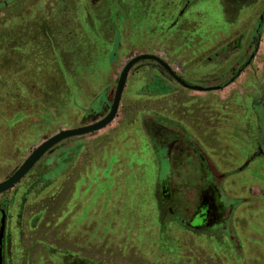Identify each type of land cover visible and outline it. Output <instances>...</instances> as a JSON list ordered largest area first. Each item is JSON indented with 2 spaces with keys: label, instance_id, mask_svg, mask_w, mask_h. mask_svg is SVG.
Returning a JSON list of instances; mask_svg holds the SVG:
<instances>
[{
  "label": "rangeland",
  "instance_id": "1",
  "mask_svg": "<svg viewBox=\"0 0 264 264\" xmlns=\"http://www.w3.org/2000/svg\"><path fill=\"white\" fill-rule=\"evenodd\" d=\"M158 1L0 0V183L45 140L96 123L109 113L123 67L157 44L154 37L171 21L156 11ZM212 5V0L200 1L192 16ZM186 21L178 27H206L199 20ZM246 21L244 12L236 19L225 16L224 10L209 20L233 29ZM261 47L264 51V35ZM161 71L148 63L130 71L119 115L128 107H165V97L137 95L150 85L159 87V81L150 82V78ZM228 102L185 95L174 108L184 118L205 119ZM236 103L231 101L230 107ZM115 123L80 138L84 147L77 159L82 174L78 192H70L64 178L46 181V169L41 166L45 156L16 186L0 195V208L7 203V233L13 238L6 245V264L193 263L175 256V245L167 247L171 254L160 250L163 243L158 238L152 196L155 166L143 139L135 138L133 162L123 155L120 139L117 143L109 140L116 133ZM144 173L151 176V194ZM247 176V172L242 174L247 180L244 185L231 183V196L244 195L250 204L240 207L245 218L236 236L242 252L230 246L232 250L222 256L227 264H264V225L260 222L264 197L253 194L255 181Z\"/></svg>",
  "mask_w": 264,
  "mask_h": 264
},
{
  "label": "flooded vegetation",
  "instance_id": "2",
  "mask_svg": "<svg viewBox=\"0 0 264 264\" xmlns=\"http://www.w3.org/2000/svg\"><path fill=\"white\" fill-rule=\"evenodd\" d=\"M177 1L178 9L168 27L154 37L158 43L151 44L143 54L160 59L174 77L156 61L138 62L131 70L141 63H148L162 71L150 78V82L159 81V87L150 85L146 91L137 95H143L147 99L172 96L178 100L184 95L223 93L239 81L237 89L229 91L226 99L232 97L241 102L247 93L248 77L254 81L263 71L264 61L260 59L261 71L259 67L254 68L253 64L264 35V6L260 9L264 0H220L225 11L236 19L237 15L244 12L247 21L243 28L236 29L230 26L218 29H182L178 26L185 13L193 4L203 0ZM4 6H7L6 2ZM112 56L115 59V54ZM258 90L264 91V85H258ZM123 95L124 90L121 100ZM228 105L218 106L219 111L210 112L205 119L184 118L174 106L142 107L137 110L128 107L122 110L121 115L118 109L112 121H116V133L111 134L109 140L117 143L120 139L122 153H126V157L130 154V161L135 153V138L139 137L146 143L150 157L148 159L155 166L152 196L160 223L176 225L190 235H210L209 237L238 249L240 247L232 233L231 216L244 200L230 199V179L240 174L244 166L231 169L224 153H230L229 147L233 141L238 142L239 146L244 142L249 113L253 127L259 131L257 147L251 158L264 157L261 129L264 101L261 105L257 101L252 102L249 109L241 103L235 108ZM80 138L65 140L68 143L63 148L56 149L60 143L57 144L35 164L36 166L46 156L47 159L41 166L46 169L47 182L55 183L64 178L70 192L81 190L82 174L77 159L84 146ZM114 150L117 153L116 148ZM2 211L5 214V230L0 248L2 264H6V245L13 240L7 233L10 218L6 202L1 205L0 219ZM18 217L22 218L20 215Z\"/></svg>",
  "mask_w": 264,
  "mask_h": 264
},
{
  "label": "crops",
  "instance_id": "3",
  "mask_svg": "<svg viewBox=\"0 0 264 264\" xmlns=\"http://www.w3.org/2000/svg\"><path fill=\"white\" fill-rule=\"evenodd\" d=\"M214 5H212V8L207 7H201L203 8L204 12H201V14H196L195 16H192V12L194 11V8L198 6L200 1L196 2L191 6V8L185 13V16L182 18L181 21H187L190 22L191 20H199L206 25L204 28H211V29H218L222 28L219 26L218 23H210L209 20L211 17L217 15L218 12L221 10H224L225 16L228 15L227 11L224 9V4L220 0H213L212 1ZM158 4L156 6V11L162 14H165L168 20L173 19L175 14V11L178 9V1L177 0H159L157 2ZM180 4V3H179ZM263 9V8H262ZM236 15V13H235ZM232 17V15H230ZM163 17V16H162ZM183 23V22H182ZM187 24V23H186ZM181 25V23L179 24ZM182 29L184 28H189V27H181ZM192 28V27H191ZM197 28H202V27H197ZM260 59L264 61V51L262 47L260 46L258 56H256V59L254 61L253 67H259V70L261 71L262 68L259 66ZM188 66V65H186ZM253 80V79H252ZM250 77H248L246 81V86H247V93L245 97L242 98L241 102H239L236 98L226 99L228 96V92L231 90H236L237 87L239 86V81L236 82L235 84L231 85L228 89L224 90L223 93H214L211 95H205V94H193L195 96H213L215 98L223 99V101H229L228 106L230 107V102L233 101L236 103L234 107L235 108L238 106V104H242L243 107H246V109H249L251 106L252 102L257 101L258 105H261L264 101V91H259L258 90V85H264V66H263V71L257 75V78H255L254 81H252ZM253 85H255L253 87ZM185 97V95L183 96ZM164 98V97H163ZM172 101V102H170ZM174 101V102H173ZM177 101V98H172L165 96L164 98V105L165 107H175V102ZM163 108V107H162ZM250 115L247 113V126L245 130V140L244 142L239 146L238 142H232V144L229 147V152L230 153H224L225 157H227L231 169H238L242 166H244V169H242L241 173L232 177L230 179L231 183L237 184L239 183L240 185L243 183L245 184V179L243 180L242 174H246L247 172V178H251L252 180L255 181V184L252 185L251 187L253 188V193L260 199L264 197V161L263 157L260 158H255L252 159L251 156L253 155L254 150L257 147V138H258V130L256 127H253V122L249 118ZM135 152V151H134ZM135 155V153H134ZM133 155V157H134ZM131 155L129 154L127 159L130 160ZM133 157L131 158V162H133ZM124 158V157H122ZM139 158V157H138ZM138 162H142V160H137ZM259 175H263V177H260ZM150 175L148 177L144 173V178L147 179V181L150 179ZM135 178V176H134ZM134 178L132 180H134ZM154 178V177H153ZM234 181H231L233 180ZM239 188V187H238ZM234 189L233 186H231V190ZM148 190L149 194H151V182L148 181ZM230 190V191H231ZM230 199L234 200H240L243 199L244 203L239 205L233 212L231 216V224H232V233L236 238V242L239 245L240 248L236 249L235 252H242V246L240 244V240L236 236L238 233L240 235V232L242 230L241 226L244 223V213L241 215L240 214V207L245 206L246 204H250V200L246 198V196L241 195L237 197L231 196V193L229 195ZM72 203V201H71ZM70 203V204H71ZM257 206V205H256ZM262 212H264V207H262ZM157 213V210H156ZM158 216V213H157ZM260 222L262 225H264V213L260 217ZM158 226L160 228V235L158 236L159 240L163 243L161 244L162 247H160L161 251H168L170 247L173 245L176 246L175 252L178 258L180 259H190L192 264H227L226 262V257H222L224 252L229 250L230 246L228 244H223V242L220 240H216L214 237H209L210 235L207 236H197V235H190L186 233L182 228L173 225V224H165L163 225L162 223L159 222L158 220ZM170 232L176 233L173 235L172 233L169 234ZM79 239L81 240V237L78 236ZM83 241V240H81ZM84 243V242H83ZM101 243V242H100ZM168 247V248H167ZM232 250V248H230ZM167 253L171 254L170 251ZM232 257V256H230ZM28 264H38L36 261L30 262Z\"/></svg>",
  "mask_w": 264,
  "mask_h": 264
},
{
  "label": "water",
  "instance_id": "4",
  "mask_svg": "<svg viewBox=\"0 0 264 264\" xmlns=\"http://www.w3.org/2000/svg\"><path fill=\"white\" fill-rule=\"evenodd\" d=\"M145 60H153L161 64L165 69H167L169 72L170 70L168 67L158 58L151 55H139L133 59H131L122 69L119 79L117 81L113 101L110 107L109 113L104 117L102 120L83 127H79L76 129H70V130H64L61 131L54 136L50 137L46 141H44L42 144H40L28 157L27 159L22 163V165L17 169V171L10 176L8 179L0 183V195L11 190L15 185H17L24 177L25 175L35 166V164L44 156V154L56 146L57 144L71 138H78L85 135L93 134L96 132H99L106 128L109 124L112 123L114 118L116 117V114L119 109L120 100L122 96V92L124 90L127 76L131 68L137 64L138 62L145 61ZM170 74L174 77V74L170 72ZM178 82L183 84L184 86H187L185 83H183L180 79L176 78ZM192 90H202L197 87H188ZM4 230H5V214L2 211L1 212V219H0V246L2 245V240L4 237ZM1 248H0V264H2V254H1Z\"/></svg>",
  "mask_w": 264,
  "mask_h": 264
}]
</instances>
